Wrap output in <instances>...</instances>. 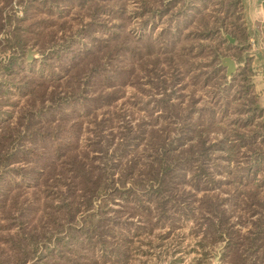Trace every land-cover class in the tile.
Here are the masks:
<instances>
[{
    "label": "rangeland",
    "instance_id": "374dc122",
    "mask_svg": "<svg viewBox=\"0 0 264 264\" xmlns=\"http://www.w3.org/2000/svg\"><path fill=\"white\" fill-rule=\"evenodd\" d=\"M29 1L0 0V63L9 57L4 51L9 47L6 35L14 23L23 22L31 10L36 16L30 23L36 21L42 27L38 43L29 38L20 52L9 76L13 83L3 81L0 66V132L8 121L17 124L25 110L49 105L51 102L44 100L50 92L67 91L58 61L43 66L42 43L55 47L72 40L67 54L77 57L89 50L93 40L105 41L107 57L100 50L93 55L99 64L105 62L102 84L94 86L82 76L78 80L79 105L73 112L67 110L76 113L68 119V125H76L79 133L76 158L92 170L91 186L98 183L101 189L94 196L81 190L79 210L50 219L49 207L44 206L52 196L43 190L33 191L38 189L39 174L52 170L48 169L52 164L40 165L37 176L29 174L27 156L19 153L13 163L0 168V186L5 189L1 190L2 199L16 196L19 201L11 209L10 224L1 226L5 217L0 211L1 261L17 264L10 257L14 242L9 235L23 230L25 240L27 233L34 235L30 249L35 253L26 264H79L86 256L75 252V245L84 241L86 233L108 239L110 250L122 246L126 250L122 264H227L223 246L211 247L207 253L200 245L204 224L201 227L199 223L205 217H215L209 211L211 206L232 213L230 220L240 230L238 239L252 228L250 220L264 216L258 205L264 201L263 163L256 166V173L244 171L253 164L252 159L260 158L258 151H264V145L258 143L261 136L254 144L258 148L252 147L254 133L264 134V117L250 111V103L245 101L249 96H238V80L225 82L220 78L222 72L215 74L209 66L211 57L205 54L195 59L189 56L195 64L187 72L188 64L179 51L185 41L175 48L168 46L175 37L176 10L161 17L156 0H37L35 10ZM147 38L155 42L154 47L147 46ZM30 51L32 58L28 57ZM111 54L115 55L113 67ZM28 77L46 82L35 86L36 95H30L24 83ZM70 86L77 84L71 82ZM47 113L42 109L39 116ZM196 121L203 128L195 132L188 124ZM198 137L214 146L199 149L202 155L194 160L177 158V166L180 162L186 172L183 178H149L148 171L159 167L157 160L166 149L186 148L196 144ZM58 160L53 164L57 165L53 170L56 176L60 173ZM56 198L60 203L62 196ZM28 201L39 211L26 214L21 204ZM244 203L250 204V211ZM263 245L243 250L245 264H264ZM101 264H112V259Z\"/></svg>",
    "mask_w": 264,
    "mask_h": 264
},
{
    "label": "trees",
    "instance_id": "16d2710c",
    "mask_svg": "<svg viewBox=\"0 0 264 264\" xmlns=\"http://www.w3.org/2000/svg\"><path fill=\"white\" fill-rule=\"evenodd\" d=\"M156 4V9L160 12L161 17L171 10H176L173 13V19L176 20L177 24L173 28L174 33H172L175 37L168 46L175 48L183 40L185 41L179 51L181 60H184L188 64V69L195 64L192 58L195 59L204 54L210 56L209 66L214 69L215 74L222 72L220 78L224 79L225 82L231 81L232 83L238 80L240 83L238 96L241 94L242 96H249L250 99L245 101L246 103H250L248 105L251 109L250 111L263 118L264 107L260 103L259 95L254 89L251 57L244 54L248 48V34L244 21L242 0H156ZM28 5L32 7V10H35L37 0H30ZM35 12L28 11L23 22L18 24L14 23L9 34L6 35L9 47L4 51L5 53H9V57L5 62H1L0 66L3 81L7 83H13L9 76L16 68L14 64L19 61L20 52H23L24 47L29 44L27 42L29 38L33 44H37L39 41L40 28L42 27L36 21L30 23V20H34L36 16ZM0 15H2V9H0ZM178 20L182 23L180 24ZM169 28L171 29L170 22ZM225 34H230L236 38L238 43L236 45L230 43L224 36ZM148 38L145 40L147 46L149 48L151 46L154 47L155 42L148 40ZM52 39L53 37L47 43ZM71 42L72 40H65L55 47L53 43H50L52 44H49L50 46H47L45 43L40 45V49L44 55V60L42 61L43 66L45 67L47 65L51 67L55 63L52 61H58L56 64H58L60 70L64 73L65 80L63 82L66 83L65 88L67 91H61L60 93L58 91L56 93L50 92L47 100H44L51 102L49 105L45 106V103H43L38 108L35 106L28 110L24 109L25 111L23 110L24 112L18 118L17 124L11 125V122L8 121L4 129L0 132V168L10 165L19 153H23L27 156V162L30 163L29 174L31 172L37 176L41 172L40 165L44 163L46 166L48 164L53 165L59 159L60 164L58 167L60 166V173L56 176L53 170L57 165H49L50 168L48 169L52 170L39 174L42 177L36 183L38 189H34L33 191L34 194H37L38 191L43 190L47 194L46 196H52L51 201H47L46 206H44L45 209L47 206L49 207L47 217L50 219L69 215L79 210L77 198L82 195L81 190L90 191L91 195L94 196L101 189V185L98 183L95 186H91V184H94V181H92V170L86 169L83 164L84 162L81 160L83 163H80L76 158L75 149L78 148L79 133L75 131L76 125H68V119L76 113H67V110L73 112L76 105H79L78 92L80 91V85L78 84V80L82 76H87V82L92 83L94 86L97 83L102 84L100 80L103 79L105 62L99 64L100 62L97 61L99 58L96 56L94 59L93 55L100 50L99 52H103L107 57L109 49L105 41L96 39L93 40V45L87 52L79 54L76 57V55L71 56L67 54ZM48 50H54V52L50 54ZM191 55H193L192 58L189 57ZM114 56V54L109 55L111 66L113 65ZM225 56H233L238 63L237 70L231 76L227 74V68L222 65V58ZM48 58H50V62L47 61ZM190 70L192 69L187 70V72ZM71 82H75L77 87L75 86V88L71 89ZM24 83L26 85L28 84L29 94L36 95L38 90L35 86H43L46 82L44 79L36 81L28 77ZM0 87L2 86L0 85ZM30 101L33 102L31 99ZM42 109L47 110V115L39 116ZM188 125L195 132L199 131L197 130L199 127L201 129L203 128L202 123H198V121ZM192 136L197 137L198 135ZM259 136L261 137L258 143L264 145V134L259 135L257 133L256 136V133H254L252 136L254 140L252 147L255 146L258 148L254 144L255 141L257 142ZM213 146L207 145L206 140L198 137L196 144L190 143L186 148H181L180 150L166 149L164 154L159 156L157 160L159 167H154L148 171L149 178L162 181H172L171 179H176L179 176L183 178L186 172L183 167H180V162L177 166L179 161L177 158L187 156V158H193L194 160L202 155V152H198L199 149L205 151L211 149ZM258 152L260 158L252 159L253 164H250L249 168L244 169L246 174L248 172L254 173L257 165L263 163L264 166V151L263 153ZM2 175L0 172V177ZM104 187L107 189L109 186H106L105 183ZM61 188H65V191H62ZM1 190L5 189L0 186V211L5 217V223H2L1 226H6L11 222L13 215L11 212L12 207L17 206L19 201L16 196L14 199H5L4 201L1 197L4 193H1ZM61 196L60 203H57L58 199H54V197ZM32 202L28 201L21 204L25 205L26 214L39 211L36 205L31 204ZM258 205L264 211V201L259 202ZM244 206L250 211L249 203H244ZM209 211L210 213H214L215 217H205L199 223L200 226L204 224V236L202 241H200V245L205 247L207 253L211 251V247L221 245L223 246L222 250L227 264H245L247 258L243 256V250L252 249L253 247L259 249L261 244L264 243V216L253 221L250 220V226L252 228H248L247 234L242 235L244 238L238 239L237 235H239L240 230L238 228L236 230V225L230 220L232 213H227L226 209H221L216 204L211 206ZM243 223L246 224V221H243ZM32 230L34 231V228ZM30 233L26 234V239L28 240L24 239L23 230H17L15 234L9 235L11 241L14 242L10 257H13L17 264H26L33 258L32 256L35 251L31 250L30 247L33 244L34 235ZM62 243L65 244L66 241H62ZM108 245L111 246L105 237H97V235H89L86 233L84 241H80L75 245V252L79 253L80 256H86L79 264H101L108 262L110 258L112 259V264H122L123 259L126 257V250L120 245L115 246L117 249L110 250L108 249ZM98 250H100L99 255ZM0 264H4L1 259Z\"/></svg>",
    "mask_w": 264,
    "mask_h": 264
},
{
    "label": "crops",
    "instance_id": "0c3cea01",
    "mask_svg": "<svg viewBox=\"0 0 264 264\" xmlns=\"http://www.w3.org/2000/svg\"><path fill=\"white\" fill-rule=\"evenodd\" d=\"M242 3L248 34V48L244 54L251 57L254 89L264 107V0H242ZM237 43L236 39L232 44ZM236 65L238 68L237 62Z\"/></svg>",
    "mask_w": 264,
    "mask_h": 264
},
{
    "label": "water",
    "instance_id": "95a60500",
    "mask_svg": "<svg viewBox=\"0 0 264 264\" xmlns=\"http://www.w3.org/2000/svg\"><path fill=\"white\" fill-rule=\"evenodd\" d=\"M225 37L229 40V42L234 43L236 39L232 37L230 34H226ZM29 58H32V52L30 51L28 54ZM222 65H224L227 68V74L231 76L236 70L237 65L235 60L230 56H225L222 59Z\"/></svg>",
    "mask_w": 264,
    "mask_h": 264
}]
</instances>
